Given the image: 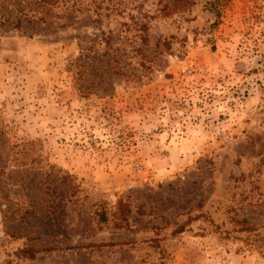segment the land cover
Returning a JSON list of instances; mask_svg holds the SVG:
<instances>
[{
    "label": "rangeland",
    "instance_id": "374dc122",
    "mask_svg": "<svg viewBox=\"0 0 264 264\" xmlns=\"http://www.w3.org/2000/svg\"><path fill=\"white\" fill-rule=\"evenodd\" d=\"M1 193L0 264H264V0H0Z\"/></svg>",
    "mask_w": 264,
    "mask_h": 264
},
{
    "label": "trees",
    "instance_id": "16d2710c",
    "mask_svg": "<svg viewBox=\"0 0 264 264\" xmlns=\"http://www.w3.org/2000/svg\"><path fill=\"white\" fill-rule=\"evenodd\" d=\"M18 147H20V146H13L11 149H15V148H18ZM2 197V199L5 201V202H7L8 203V201H10V194H8V193H1L0 194V198ZM33 208L34 207H32V206H30V209L28 208L27 210H25V213H28V214H32L33 213ZM16 213H18V214H16L17 215V222H22L24 219H26V215L27 214H25V213H19V211H15ZM15 212H14V209H11L10 207H8V206H6V209H5V213H7V214H9V215H11L10 217H12L11 219H13V217H14V215H15ZM28 252V250H25L24 251V253L26 254ZM29 258H33L34 257V254H30L29 256H28Z\"/></svg>",
    "mask_w": 264,
    "mask_h": 264
}]
</instances>
